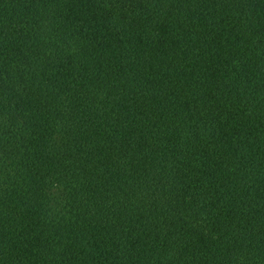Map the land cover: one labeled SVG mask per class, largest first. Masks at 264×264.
Segmentation results:
<instances>
[{"label":"trees","instance_id":"obj_1","mask_svg":"<svg viewBox=\"0 0 264 264\" xmlns=\"http://www.w3.org/2000/svg\"><path fill=\"white\" fill-rule=\"evenodd\" d=\"M0 264H264V0H0Z\"/></svg>","mask_w":264,"mask_h":264}]
</instances>
